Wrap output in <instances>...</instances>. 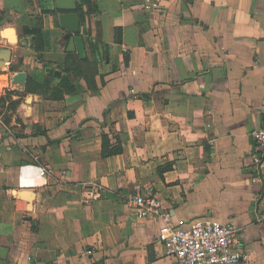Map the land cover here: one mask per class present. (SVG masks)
I'll use <instances>...</instances> for the list:
<instances>
[{
    "label": "crops",
    "instance_id": "1",
    "mask_svg": "<svg viewBox=\"0 0 264 264\" xmlns=\"http://www.w3.org/2000/svg\"><path fill=\"white\" fill-rule=\"evenodd\" d=\"M84 10L73 33L54 0H0V31H15L0 35L12 51L0 95L24 93L28 77L42 83L45 64L73 58L80 75L60 100L13 95L16 114L0 118V264H176L157 242L161 219L129 202L138 190L174 222L233 225L248 255L239 264H264V154L250 134L264 122V0H158L153 11L90 0ZM39 19L36 49L23 30ZM89 38L108 45L97 64ZM18 72L24 83L9 79ZM102 133L120 154L102 157Z\"/></svg>",
    "mask_w": 264,
    "mask_h": 264
},
{
    "label": "built area",
    "instance_id": "2",
    "mask_svg": "<svg viewBox=\"0 0 264 264\" xmlns=\"http://www.w3.org/2000/svg\"><path fill=\"white\" fill-rule=\"evenodd\" d=\"M157 8L158 0H144L145 11ZM250 134L259 154H264V122ZM254 162L260 163V157L255 155ZM38 175H47L46 169L39 168ZM90 198L97 199L99 194H91ZM129 202L136 208L139 217L161 219L157 242L163 246L164 256L173 259L176 264H239L247 260V253L237 241V228L231 224L216 219L174 222L163 212L161 200L140 190L133 194Z\"/></svg>",
    "mask_w": 264,
    "mask_h": 264
},
{
    "label": "trees",
    "instance_id": "3",
    "mask_svg": "<svg viewBox=\"0 0 264 264\" xmlns=\"http://www.w3.org/2000/svg\"><path fill=\"white\" fill-rule=\"evenodd\" d=\"M90 0H76L75 12L78 13L81 23L85 22V16L88 12L84 10V6L88 5ZM42 21L39 19L34 28H24V34L34 35L35 48H42ZM88 49L92 58V63L97 64L100 57V48L103 50L108 48V45L99 43L98 41L89 38L87 39ZM84 61L87 59L84 58ZM48 74L42 83H38L33 78L28 77L24 93H37L43 96H48L54 99H62L67 93L79 91V72L78 67L75 65V61L69 59L67 63L62 66L53 67L52 65H44ZM62 67V68H61ZM58 72V75L57 73ZM56 81V82H55ZM55 82V83H54ZM54 83V84H53ZM10 95H19L18 91H9ZM14 102V101H13ZM17 102V101H16ZM102 157H108L116 154H120L123 150L119 140L114 143H110L109 137L106 133H102Z\"/></svg>",
    "mask_w": 264,
    "mask_h": 264
},
{
    "label": "water",
    "instance_id": "4",
    "mask_svg": "<svg viewBox=\"0 0 264 264\" xmlns=\"http://www.w3.org/2000/svg\"><path fill=\"white\" fill-rule=\"evenodd\" d=\"M55 7L62 13L59 15L60 25L66 28L68 31L77 33L79 31V15L75 12L76 1L75 0H54ZM4 30V29H3ZM15 33V31H14ZM2 36V31H0ZM74 41L73 37L70 38L69 44ZM79 41V38H77ZM12 51L9 48H0V67L6 62H10ZM13 81L25 82V73L18 72L12 76ZM22 195H27V192H22ZM31 197V196H30Z\"/></svg>",
    "mask_w": 264,
    "mask_h": 264
},
{
    "label": "rangeland",
    "instance_id": "5",
    "mask_svg": "<svg viewBox=\"0 0 264 264\" xmlns=\"http://www.w3.org/2000/svg\"><path fill=\"white\" fill-rule=\"evenodd\" d=\"M7 37V36H5ZM2 66V65H1ZM4 68V73H1L2 75H6L7 73V69L5 68V64H3L2 66ZM10 69L13 71L16 66L15 65H10L9 66ZM5 78L7 79L8 77L5 76ZM12 77H9V79H11ZM2 80V79H1ZM17 91V90H16ZM9 91H7V88H5V90L3 91V93L0 95V118L2 121L9 123L11 117L13 114H16L17 112V105H19V102L21 101V99H16L13 101L10 100V98L12 99L13 95H10L8 93ZM19 92L18 96H22L24 95L23 92ZM17 101V102H16Z\"/></svg>",
    "mask_w": 264,
    "mask_h": 264
},
{
    "label": "bare ground",
    "instance_id": "6",
    "mask_svg": "<svg viewBox=\"0 0 264 264\" xmlns=\"http://www.w3.org/2000/svg\"><path fill=\"white\" fill-rule=\"evenodd\" d=\"M12 34H14V30L12 28H6V29L2 30V36L12 35ZM33 174H35V173H33ZM40 180H42V179H40ZM40 183H41V181H40Z\"/></svg>",
    "mask_w": 264,
    "mask_h": 264
}]
</instances>
